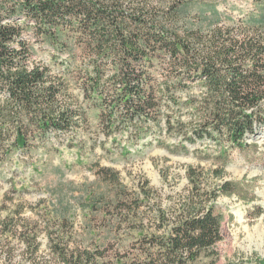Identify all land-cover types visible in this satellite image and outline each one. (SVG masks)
Returning <instances> with one entry per match:
<instances>
[{
  "label": "trees",
  "instance_id": "16d2710c",
  "mask_svg": "<svg viewBox=\"0 0 264 264\" xmlns=\"http://www.w3.org/2000/svg\"><path fill=\"white\" fill-rule=\"evenodd\" d=\"M168 14L170 7L161 0H0L2 159L14 150L30 154L35 142L47 147L53 137L76 133L88 121L86 102L101 111L111 130L140 133L162 123L174 128L187 117L194 123L191 139L203 142L214 137L207 123L212 117L234 142L254 135L264 125V114L253 113L264 101V17L181 36L162 18ZM33 40H49L62 59L54 65L38 62ZM77 52L84 61L73 60ZM78 77L81 98L71 90ZM196 82L199 92L202 86L211 89L213 96L206 91L205 99L215 100L203 112ZM106 177L119 181L116 172ZM228 184L221 185L223 192L231 191ZM196 189L167 228V214L159 209L157 232L146 235L139 247L145 264H198L222 239V216L213 203L203 204L209 191ZM211 192L215 200L219 194ZM128 196L124 189L117 191L120 213L113 217L121 219L124 212L139 217L143 201L134 199L132 205ZM4 198L13 201L7 194ZM21 209L0 216V264H99L104 257L102 251L71 243L72 235L63 233L71 230L66 217L38 231L23 221Z\"/></svg>",
  "mask_w": 264,
  "mask_h": 264
},
{
  "label": "rangeland",
  "instance_id": "374dc122",
  "mask_svg": "<svg viewBox=\"0 0 264 264\" xmlns=\"http://www.w3.org/2000/svg\"><path fill=\"white\" fill-rule=\"evenodd\" d=\"M161 1L170 7V14L162 18L173 23L181 36L218 25H248L264 17V0ZM27 33L33 35L30 30ZM33 41L38 62L54 65L57 58L62 59L49 40ZM83 56L77 52L73 60L82 62ZM80 78L71 85L77 98H81ZM192 85L203 102L201 111L208 102L212 107L215 100L205 99L206 91L213 96L211 89L202 86L205 90L199 92L200 83ZM85 104L88 121L76 133L53 137L47 147L35 142L30 154L14 150L3 160L0 153V207L6 205L0 209L1 217L23 208V221L38 231L66 217L71 230L63 233L72 235L75 247L102 251L99 264H145L139 247L146 235L157 232L159 209L167 214V228L194 188L200 187L201 193L209 191L203 204L213 203L215 213L222 216V239L203 253L198 264H261L257 258L264 260V125L239 144L216 120L207 118L214 137L197 142L191 139L194 123L187 117L183 126L174 128L162 123L150 124L140 133L111 130L101 111L91 102ZM253 109L254 116L259 110L264 114V101ZM114 172L119 181L112 183L106 175ZM228 182L232 189L223 192L221 185ZM120 189L129 194L127 203L143 201L139 217L126 212L121 219L113 217L120 213L114 202ZM214 189L219 195L212 200ZM6 194L14 200H6ZM45 234L40 233L44 249Z\"/></svg>",
  "mask_w": 264,
  "mask_h": 264
},
{
  "label": "flooded vegetation",
  "instance_id": "af4514ba",
  "mask_svg": "<svg viewBox=\"0 0 264 264\" xmlns=\"http://www.w3.org/2000/svg\"><path fill=\"white\" fill-rule=\"evenodd\" d=\"M5 197V196H4ZM13 198V200H14V197H12Z\"/></svg>",
  "mask_w": 264,
  "mask_h": 264
}]
</instances>
